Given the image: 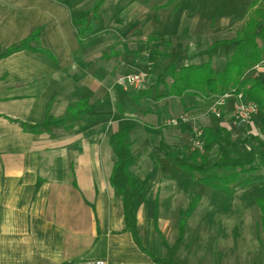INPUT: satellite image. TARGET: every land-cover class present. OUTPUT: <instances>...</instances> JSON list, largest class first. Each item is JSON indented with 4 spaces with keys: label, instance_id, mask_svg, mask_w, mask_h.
<instances>
[{
    "label": "crops",
    "instance_id": "1",
    "mask_svg": "<svg viewBox=\"0 0 264 264\" xmlns=\"http://www.w3.org/2000/svg\"><path fill=\"white\" fill-rule=\"evenodd\" d=\"M84 1L0 0V45L33 38L28 48L0 59V264H166L159 236L149 232L158 207L168 210L157 196L199 194L229 210L261 197L254 191L264 179L226 196L180 165L193 163L185 152L193 151L198 130L210 128L218 141L201 168L221 157L223 164L240 163L250 152L262 167L264 114L240 120L239 97L231 94L215 115L217 95H169L170 77L155 86L170 63L212 60L221 70L224 41L235 36L253 0L242 1V16L217 24L207 12L183 7L175 29L159 28L172 18L173 0H105L96 30L81 40L75 19L89 12ZM136 72L145 74L142 93L117 83ZM245 76L264 81V64ZM82 100L93 107L86 116L38 132L26 128L57 120ZM171 118L177 124H166ZM124 128L135 158L134 191L112 183L117 155L110 138ZM133 211L147 213L135 221L145 229L140 237L131 230ZM257 254L261 264V247Z\"/></svg>",
    "mask_w": 264,
    "mask_h": 264
},
{
    "label": "trees",
    "instance_id": "2",
    "mask_svg": "<svg viewBox=\"0 0 264 264\" xmlns=\"http://www.w3.org/2000/svg\"><path fill=\"white\" fill-rule=\"evenodd\" d=\"M104 1L95 0L89 12L75 19V26L81 40H84L96 30L100 8ZM245 17V22L236 31L235 36L224 41L228 49L226 61L221 70L215 68L212 60L200 64L188 63L180 67H177L176 63H170L165 67L164 72L157 76L155 86L158 87L164 84L165 80L170 77L172 82L167 85V94L169 95L182 96L191 92L209 98L212 95L221 96L230 93L257 103L259 110L264 114V81L260 78H247L245 76L248 70L259 64H264V0H253ZM32 39L19 42L8 48L0 45V59L28 48ZM167 59H170L169 55ZM142 90L137 92L142 93ZM92 109L93 107L89 106L86 100H82L75 106L70 107L63 117L50 122L46 121L41 125H27L26 128L32 132H38L42 127L66 125L67 122L86 116ZM202 133L205 140L204 150H193L187 154L185 153V160L189 159L193 163L185 162L181 164L183 170L198 174V181L216 190L223 191L226 196H229L238 186L264 179V146L260 151L262 167L255 159L254 153L250 152L243 155L246 160L240 163L223 164L221 163L223 157H221L216 163L204 165L201 168V164H206L209 161L208 153L213 150L218 141L217 131L207 128L203 129ZM110 144L117 155L112 178L114 184V178L118 174L121 175L122 173L125 177L130 176V167L135 161L132 155L130 129L124 128L114 133L110 138ZM198 200L199 197L197 196L189 210L181 215L180 230L184 229L186 219L194 211ZM255 206L259 213V227L263 234L260 239V246L261 264H264V197H258ZM165 261V259L160 260V262L166 263Z\"/></svg>",
    "mask_w": 264,
    "mask_h": 264
},
{
    "label": "rangeland",
    "instance_id": "3",
    "mask_svg": "<svg viewBox=\"0 0 264 264\" xmlns=\"http://www.w3.org/2000/svg\"><path fill=\"white\" fill-rule=\"evenodd\" d=\"M155 1L160 0H154V3ZM242 1L173 0L168 5V8L171 9L172 18L165 21L163 25H159V28L175 29L177 27L176 18L183 12L185 7L190 10L191 14H193L192 11L207 12L215 24L226 18L227 20L237 19L242 16L241 14L245 9V3L243 4ZM94 2L95 0H85V11H89ZM245 20L246 17L233 29L240 28ZM233 29H230V32L234 31ZM232 34H228L227 37L233 36ZM215 38L219 39V37ZM210 42L215 43L213 39H210ZM223 47L225 51L222 57L224 56V59H219L217 64L224 66L227 52L225 49L226 44ZM144 88L145 84L142 89ZM140 90L133 89L135 92ZM129 172L130 176L128 177L118 174L114 178L113 186L116 190L126 188L134 191L133 189L136 188L138 180H135L131 171ZM198 176V174H195L196 179ZM143 183L141 182V185ZM258 183H262V180ZM262 184V187L256 188L254 194L264 197V185ZM205 189L204 186L198 184L196 186L197 192H204ZM197 196L199 197L197 205L186 219L184 229L180 230L181 215L189 210ZM126 199L128 200L129 197ZM161 200L166 202L165 206L168 210L161 211L159 210L160 206L158 207L157 214L154 213V227H150L149 232H152V229L159 236L166 264H259L260 257L257 252L260 251V239L263 234L259 227V213L255 206V198L247 199L244 208L237 206L231 210L221 205L222 201L219 203L212 199L208 200L206 196L203 197L199 194L195 196L183 194L178 196L160 195L157 196V205ZM216 206L223 210H217ZM129 214L134 219L131 230L137 237H140L145 229L135 221L138 219V215L140 221L146 219L145 214L147 213L133 211ZM158 245H160V242H158Z\"/></svg>",
    "mask_w": 264,
    "mask_h": 264
},
{
    "label": "built area",
    "instance_id": "4",
    "mask_svg": "<svg viewBox=\"0 0 264 264\" xmlns=\"http://www.w3.org/2000/svg\"><path fill=\"white\" fill-rule=\"evenodd\" d=\"M145 82V74L142 72H136V73H131L127 75L120 76L117 79V83L126 90L129 89H134V90H140L143 88ZM230 93H226L224 95H221L218 97L214 105L211 107V111L215 115H220V110L218 109L219 105L224 104V100L226 97L230 96ZM238 102L235 108V114L236 116L243 121L249 120L252 116L257 114L259 112V107L257 103L253 101H244L241 96H238ZM186 120V119H183ZM178 120L175 118L168 119L166 121V124L168 125H175L177 124ZM204 144L205 140L203 137L202 130H198L195 134V138L192 144V150H197V151H203L204 150ZM86 264H107L105 260L102 259H95V260H89Z\"/></svg>",
    "mask_w": 264,
    "mask_h": 264
}]
</instances>
